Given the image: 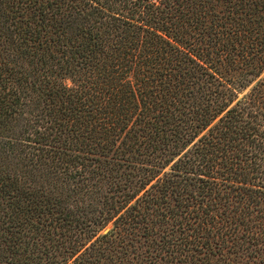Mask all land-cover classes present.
I'll return each instance as SVG.
<instances>
[{
	"label": "trees",
	"instance_id": "trees-1",
	"mask_svg": "<svg viewBox=\"0 0 264 264\" xmlns=\"http://www.w3.org/2000/svg\"><path fill=\"white\" fill-rule=\"evenodd\" d=\"M0 264H264V0H0Z\"/></svg>",
	"mask_w": 264,
	"mask_h": 264
},
{
	"label": "rangeland",
	"instance_id": "rangeland-1",
	"mask_svg": "<svg viewBox=\"0 0 264 264\" xmlns=\"http://www.w3.org/2000/svg\"><path fill=\"white\" fill-rule=\"evenodd\" d=\"M70 82H67V84H69Z\"/></svg>",
	"mask_w": 264,
	"mask_h": 264
}]
</instances>
